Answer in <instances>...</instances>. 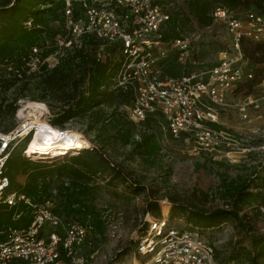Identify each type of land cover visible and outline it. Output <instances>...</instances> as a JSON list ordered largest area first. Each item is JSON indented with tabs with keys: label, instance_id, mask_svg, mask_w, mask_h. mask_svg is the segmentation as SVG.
<instances>
[{
	"label": "built area",
	"instance_id": "built-area-1",
	"mask_svg": "<svg viewBox=\"0 0 264 264\" xmlns=\"http://www.w3.org/2000/svg\"><path fill=\"white\" fill-rule=\"evenodd\" d=\"M211 15L213 23L205 28L222 25L228 34L216 63L178 76L168 75V63L175 57L184 70L197 65L199 47L192 33L165 39L170 14L156 0H67L64 20L56 24L76 43L81 37H95L104 45L116 46L120 65L111 75L110 90L129 94L126 108L132 121L140 124L155 117L164 121L172 137L192 140L198 155L236 164H251L249 156H256L263 168L264 140L257 142L217 125L222 123L223 111L236 109L248 119L250 108L259 109L264 103V97L249 96L242 103L231 99L255 79L243 46L264 42V2L262 10H249L243 17L226 5L216 6ZM26 128L28 134L19 136ZM36 131V126L24 122L8 135L0 134V205L17 208L14 220L26 214L32 217L24 228L9 226L1 231L0 264H86L82 250L92 245L91 221L66 219L54 193L32 199L7 192L13 145ZM21 205L24 208L18 210ZM202 233L198 227L173 226L167 217H156L149 210L136 239L142 264H243L221 262L215 246Z\"/></svg>",
	"mask_w": 264,
	"mask_h": 264
},
{
	"label": "trees",
	"instance_id": "trees-1",
	"mask_svg": "<svg viewBox=\"0 0 264 264\" xmlns=\"http://www.w3.org/2000/svg\"><path fill=\"white\" fill-rule=\"evenodd\" d=\"M263 2L264 0H156L157 4L169 6L167 12L170 20L164 30L167 40L212 25L211 13L218 5L228 6L239 16L242 9L262 10ZM66 7L67 0H0V116L14 117L21 99L42 101L54 111L57 106L50 99L59 97L64 106L52 120V125L63 128L78 117L89 118L94 123L93 126L111 125L116 131V140L121 145H133L134 156L143 163L153 162L162 150L153 129L154 124L160 120L149 117L137 124L121 111L120 106L126 108L130 104V96L118 89L110 90L111 75L120 65L116 46L104 45L103 41L95 37H81L80 42L76 43L74 37L56 24L64 20ZM59 35L62 37H58ZM211 48L220 52L224 46L209 42L202 49L199 48L198 64H191L185 70L175 57L172 58L167 66L168 75L190 74L197 70L203 64L200 59ZM243 50L255 73V79L244 87L251 88L264 79V42H247ZM50 57H55L57 62L51 64L48 61ZM106 108H110V111ZM91 155L88 150L76 159L81 161L83 157ZM10 162L9 159L8 177L11 186H15L20 167ZM106 163L102 155H94L92 163H83L81 168L70 171L73 181L61 192L66 211L88 218L96 216L95 208L87 205L91 204L90 199L94 194L91 180L98 172L107 168ZM22 170L26 174V181L14 191L32 199H39L44 194L51 195L50 186L43 181L45 174L40 169L34 168L30 172ZM258 172L260 171L256 170L254 173L260 181L256 191L252 189L256 179L248 175L223 178L220 186L222 198L232 200L233 208L213 212L206 219L210 226L219 225L230 217L236 219L250 241L249 246H240L239 250L246 255L248 264L264 262V233L254 231L241 215L246 207L259 209L264 203V175ZM23 208L21 205L18 210ZM16 209L0 205V233L9 226L21 229L29 225L32 219L29 214L14 220Z\"/></svg>",
	"mask_w": 264,
	"mask_h": 264
},
{
	"label": "rangeland",
	"instance_id": "rangeland-1",
	"mask_svg": "<svg viewBox=\"0 0 264 264\" xmlns=\"http://www.w3.org/2000/svg\"><path fill=\"white\" fill-rule=\"evenodd\" d=\"M163 6L166 10L169 9L167 4ZM246 12V9H242L239 16L243 17ZM191 33L192 41L200 49L209 42L224 46L223 42L228 37L222 25H217L213 30L202 28ZM217 59L218 52L211 48L205 53L204 58L200 59L203 64L198 69L210 68ZM48 61L54 64L57 59L50 57ZM249 68L251 69L250 64ZM249 96L254 99L264 97V79L251 88L241 89L232 95L231 99L233 103H242ZM29 100L31 99H21L18 110ZM50 102L57 106L52 111L47 105L49 110L45 118L52 124L56 114L63 110L64 103L59 97L51 98ZM260 105L259 109L250 108L248 119H244L236 109L223 111L222 123L217 126L236 134L249 135L257 142L263 141L264 103L261 102ZM106 109L110 111V108ZM120 109L130 119L127 108L120 106ZM18 110L12 118L0 116V132L9 133L25 122L27 118L17 117ZM69 125H74L84 133L93 142V147L72 148L31 156L25 152L33 135V132H30L27 140H18L13 145L10 163L20 169L16 175L15 186H11L7 192L17 190L18 185L25 183L26 174L22 169H27L28 172L34 168L40 169L45 174L43 181L50 186L51 195L56 194L57 203L65 218L91 221L94 226L92 245H87L82 250L88 259L86 264H142L136 239L142 232L149 210L156 217L165 216L163 207L153 206L163 201L169 203V214L165 217L169 219L171 225L202 229L204 238L215 246L220 260L248 264L246 255L243 252L241 254L239 250L240 246H249L250 241L236 219L230 217L215 226H210L206 219L213 212L229 211L233 208L232 200L222 198L220 190L222 179L234 178L237 175H248L256 179L257 176L254 174L256 170L260 171L258 172L260 175H264L261 158L259 161V157L249 156L251 164H236L228 160H214L205 154L198 155L192 140L172 137L167 125L160 120L154 124L153 129L162 150L153 162L143 163L134 156L133 145L123 146L116 140L113 126H93L94 123L85 117L71 120L64 127ZM136 138L139 136L136 135ZM88 150L91 151V156L83 157L81 161L76 159L78 155ZM94 155H102L107 161V168L98 172L91 180L94 194L90 199L91 204L87 205L95 208L96 216L88 218L82 214H70L65 210V199L61 192L67 187L66 183L73 181L70 171L73 168H81L83 163H92ZM259 183V180H254L252 185L254 191L257 190ZM261 205L259 209L246 207L241 215L254 231L264 233V203Z\"/></svg>",
	"mask_w": 264,
	"mask_h": 264
},
{
	"label": "bare ground",
	"instance_id": "bare-ground-1",
	"mask_svg": "<svg viewBox=\"0 0 264 264\" xmlns=\"http://www.w3.org/2000/svg\"><path fill=\"white\" fill-rule=\"evenodd\" d=\"M48 106L42 101L29 100L24 102L18 110L17 117L27 118L25 122L28 126H36L37 131L34 132L26 146V154L36 156L38 154H49L54 151H66L72 148L90 149L93 142L87 138L84 133L75 128L74 125L68 127H56L46 120ZM29 128H26L19 136L28 134ZM1 135L8 133L0 132ZM155 207H163L164 215L168 216L169 203L163 201L154 204Z\"/></svg>",
	"mask_w": 264,
	"mask_h": 264
}]
</instances>
